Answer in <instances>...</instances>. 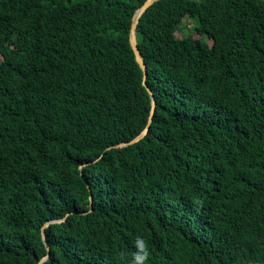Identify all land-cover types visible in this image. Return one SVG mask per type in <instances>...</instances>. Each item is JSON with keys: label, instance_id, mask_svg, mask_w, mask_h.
Listing matches in <instances>:
<instances>
[{"label": "trees", "instance_id": "16d2710c", "mask_svg": "<svg viewBox=\"0 0 264 264\" xmlns=\"http://www.w3.org/2000/svg\"><path fill=\"white\" fill-rule=\"evenodd\" d=\"M67 1L0 0V264L63 217L43 264H264V0L148 7L154 115L111 149L148 120L145 0Z\"/></svg>", "mask_w": 264, "mask_h": 264}, {"label": "water", "instance_id": "95a60500", "mask_svg": "<svg viewBox=\"0 0 264 264\" xmlns=\"http://www.w3.org/2000/svg\"><path fill=\"white\" fill-rule=\"evenodd\" d=\"M156 1H158V0H145L134 11V13L132 15L130 29H129V43H130V46H131V48L133 50V53H134V56H135V60L138 63V65H139V67H140V69L142 70V73H143V75H142V84L145 86L147 92L150 95V109H149L147 124L142 129V131L139 134H137L135 137H133L131 140L126 141V142H120V143H117L115 145L108 146L107 149H111L113 147H115V148L125 147L127 145L134 144V143L138 142L148 132L149 125H150V123L152 121V118H153V115H154L156 101H155L153 92H152L151 88L149 87V85L147 84V81H146L148 73H147V69H146V63L144 61V58H143V56H142V54L140 52V49L138 47V44H137L136 29H137V25H138V22L140 20V17L142 16V14L147 10L148 7H150ZM89 192H90L89 193L90 210H92L93 195H92L91 191H89ZM64 220H65V217L60 218V219H52V220H49V221L45 222L42 225V227H41V238H42V241H43V243L45 245L47 253L45 255H43L38 260V264H43L46 261V259L49 256V251H50V247H49V244L47 243L46 236H45V228H47L52 223H60V222H62Z\"/></svg>", "mask_w": 264, "mask_h": 264}, {"label": "clouds", "instance_id": "9594fccd", "mask_svg": "<svg viewBox=\"0 0 264 264\" xmlns=\"http://www.w3.org/2000/svg\"><path fill=\"white\" fill-rule=\"evenodd\" d=\"M134 248L135 251L132 253L131 264H148L151 253L147 241L137 236L134 241Z\"/></svg>", "mask_w": 264, "mask_h": 264}, {"label": "rangeland", "instance_id": "374dc122", "mask_svg": "<svg viewBox=\"0 0 264 264\" xmlns=\"http://www.w3.org/2000/svg\"><path fill=\"white\" fill-rule=\"evenodd\" d=\"M68 1L78 2L80 0H68ZM193 23H194L193 20L184 18V20H183V22L181 23V26H180L181 29H180L179 32H176V35L179 36V37H181L184 34L186 35V34L190 33L191 32V29H192V26H193ZM194 35L196 36L197 34L194 33Z\"/></svg>", "mask_w": 264, "mask_h": 264}]
</instances>
